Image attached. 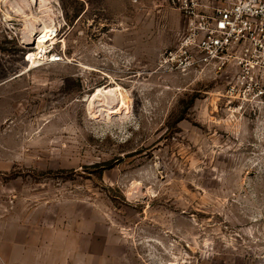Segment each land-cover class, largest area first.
<instances>
[{
	"label": "rangeland",
	"instance_id": "rangeland-1",
	"mask_svg": "<svg viewBox=\"0 0 264 264\" xmlns=\"http://www.w3.org/2000/svg\"><path fill=\"white\" fill-rule=\"evenodd\" d=\"M181 31L166 0H0V264H264L263 108L163 67Z\"/></svg>",
	"mask_w": 264,
	"mask_h": 264
},
{
	"label": "built area",
	"instance_id": "built-area-1",
	"mask_svg": "<svg viewBox=\"0 0 264 264\" xmlns=\"http://www.w3.org/2000/svg\"><path fill=\"white\" fill-rule=\"evenodd\" d=\"M182 31L160 63L169 71L228 75L229 90L257 99L264 114V0H166Z\"/></svg>",
	"mask_w": 264,
	"mask_h": 264
},
{
	"label": "bare ground",
	"instance_id": "bare-ground-1",
	"mask_svg": "<svg viewBox=\"0 0 264 264\" xmlns=\"http://www.w3.org/2000/svg\"><path fill=\"white\" fill-rule=\"evenodd\" d=\"M41 1H44V0H41ZM41 4H44V3H41ZM34 5V4H33ZM45 5V4H44ZM14 7V6H13ZM31 7V6H30ZM50 7V6H49ZM48 9V8H47ZM31 10V9H30ZM39 10V9H38ZM49 10V9H48ZM37 12V11H36ZM29 18V17H28ZM38 18V17H37ZM35 20V19H33ZM35 22V21H34ZM46 25V24H45ZM44 27V26H43ZM50 30L52 29H48L47 27H44L42 29V34L40 36H38V38L33 42V44H35V49H41L43 48L44 46V43L47 42L49 39H51V33ZM40 53V52H39ZM32 56V58L36 55L35 53H31L30 54ZM29 55V56H30ZM38 56V55H37ZM111 91L113 92V90L111 89H106V87H97L96 88V91L93 93L92 97H91V105L94 104V101L95 99L98 98V96L102 95V94H105V93H111ZM107 96V95H106ZM93 102V103H92ZM123 104V101L121 103V105ZM125 105V104H123ZM103 106V105H102ZM109 106V105H108ZM104 107V106H103ZM101 108V107H100ZM109 108V107H107ZM113 110V108H112ZM107 112V111H106ZM114 112V110H113Z\"/></svg>",
	"mask_w": 264,
	"mask_h": 264
}]
</instances>
